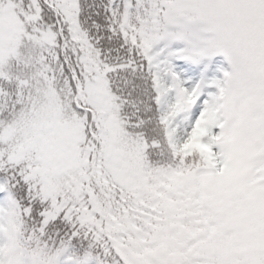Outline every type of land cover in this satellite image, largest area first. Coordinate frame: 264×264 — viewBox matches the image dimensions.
Returning <instances> with one entry per match:
<instances>
[{"label": "snow or ice", "instance_id": "1", "mask_svg": "<svg viewBox=\"0 0 264 264\" xmlns=\"http://www.w3.org/2000/svg\"><path fill=\"white\" fill-rule=\"evenodd\" d=\"M5 240L0 264H264V0H0Z\"/></svg>", "mask_w": 264, "mask_h": 264}, {"label": "rangeland", "instance_id": "2", "mask_svg": "<svg viewBox=\"0 0 264 264\" xmlns=\"http://www.w3.org/2000/svg\"><path fill=\"white\" fill-rule=\"evenodd\" d=\"M179 63H183V62H179ZM192 67H193V75H192L191 78L193 80L198 78L201 73H203V74H205L207 76L213 75V71H209L208 68H206V67H204L202 65H200V66L193 65Z\"/></svg>", "mask_w": 264, "mask_h": 264}, {"label": "clouds", "instance_id": "3", "mask_svg": "<svg viewBox=\"0 0 264 264\" xmlns=\"http://www.w3.org/2000/svg\"><path fill=\"white\" fill-rule=\"evenodd\" d=\"M14 251V247L7 241L0 242V256L9 257Z\"/></svg>", "mask_w": 264, "mask_h": 264}]
</instances>
